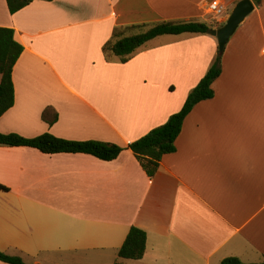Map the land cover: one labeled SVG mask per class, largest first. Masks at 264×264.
<instances>
[{
	"label": "crops",
	"instance_id": "obj_1",
	"mask_svg": "<svg viewBox=\"0 0 264 264\" xmlns=\"http://www.w3.org/2000/svg\"><path fill=\"white\" fill-rule=\"evenodd\" d=\"M213 1L37 0L13 15L0 0V27L24 47L13 72L15 105L0 118V133L125 148L103 161L0 146V185L8 190H0L1 252L27 264L264 261V1L252 0L255 10L222 55L214 98L187 116L154 178L127 147L181 111L202 74L170 67L193 68L194 46L207 49L209 69L217 39L161 36L126 63L104 53L123 29L197 22ZM223 1L229 13L241 0ZM158 9L173 16L157 17ZM132 227L147 234L140 260L118 256Z\"/></svg>",
	"mask_w": 264,
	"mask_h": 264
},
{
	"label": "trees",
	"instance_id": "obj_2",
	"mask_svg": "<svg viewBox=\"0 0 264 264\" xmlns=\"http://www.w3.org/2000/svg\"><path fill=\"white\" fill-rule=\"evenodd\" d=\"M6 1L10 13L14 15L37 0ZM263 1L253 0L256 5H260ZM209 29L210 26L201 22H162L137 35L123 37L115 34V39L104 46V53L109 62L112 56H115L122 63H126L134 52L158 37L166 35L207 34ZM23 52L24 47L16 40L15 31L10 28L0 27V118L15 105L13 72ZM221 74L222 55L219 54L205 77L189 94L181 111L172 115L164 125L151 130L145 136L129 144L127 149L133 152L149 178L156 176L163 157L176 151V141L181 134L187 116L199 103L214 98L215 92L212 86ZM55 121H57V117L52 122ZM0 146L34 148L45 154H87L103 161H113L125 150L124 147L113 143L93 140H66L57 138L51 134L26 138L16 133H0ZM0 190L8 191L2 185H0ZM146 250V232L137 227H132L123 246L119 250L118 256L125 260H140L144 257ZM0 261L6 264H27L22 258L7 255L1 251ZM221 264L247 263L242 262L238 258L231 257L225 259ZM252 264H264V261Z\"/></svg>",
	"mask_w": 264,
	"mask_h": 264
},
{
	"label": "rangeland",
	"instance_id": "obj_3",
	"mask_svg": "<svg viewBox=\"0 0 264 264\" xmlns=\"http://www.w3.org/2000/svg\"><path fill=\"white\" fill-rule=\"evenodd\" d=\"M233 9L234 8H229V13H226V15H224V16H222L220 18H216L215 20L213 19L214 18L213 16H209L208 18H199V19L198 18H193L191 20H194V21H197V22H201V23H205V24H210L212 26V27H210L211 29H220L221 27H223L225 25V23L229 19ZM173 10L174 9H172V11L170 9L169 10L165 9V12L161 14V10L158 9V13L156 14V16L157 17H161V16L171 17V16H173ZM211 20H212V22H211ZM182 22H184V21H182ZM150 28H152V27H150ZM150 28L149 27L145 28V27H142V26H140V27L137 26L133 30L123 29V31H121V32H124V36L123 37H126V36H129L131 34H140L142 32L147 31ZM200 35H203V34H200ZM188 52H190V53H198L197 55H194V63H196V64L193 65V68L190 67L191 66V62L190 61H188V63H186V64L184 63V61H182V63L180 65H172L170 67V69H171L170 71H184V70H186L187 72H189V74H190V72H192L194 76L197 75L199 77L202 74V77L198 81V84H199L201 82V80L205 77V75L207 74L209 69L211 68L210 67L208 69V67L207 68L205 67V63L207 62L206 61L207 60V55H206L207 49L205 51V50H201V47H194L193 46V47H190V50ZM218 56H219V54L217 55V57ZM216 58H215V60H216ZM110 62H113V61H110ZM167 68H169V67H167ZM173 69H178V70H173ZM206 70H207V72H206Z\"/></svg>",
	"mask_w": 264,
	"mask_h": 264
},
{
	"label": "water",
	"instance_id": "obj_4",
	"mask_svg": "<svg viewBox=\"0 0 264 264\" xmlns=\"http://www.w3.org/2000/svg\"><path fill=\"white\" fill-rule=\"evenodd\" d=\"M255 5L252 0H241L233 9L229 19L220 29H209L207 34L216 38L219 54L223 55L227 43L235 35L239 26L253 13Z\"/></svg>",
	"mask_w": 264,
	"mask_h": 264
},
{
	"label": "built area",
	"instance_id": "obj_5",
	"mask_svg": "<svg viewBox=\"0 0 264 264\" xmlns=\"http://www.w3.org/2000/svg\"><path fill=\"white\" fill-rule=\"evenodd\" d=\"M208 12L207 14L213 16L214 20L216 18H220L227 13V5L224 3L223 0H216L207 5ZM213 20V21H214Z\"/></svg>",
	"mask_w": 264,
	"mask_h": 264
}]
</instances>
